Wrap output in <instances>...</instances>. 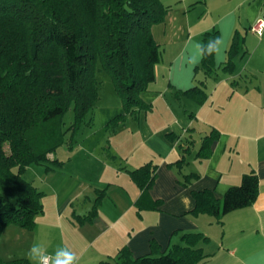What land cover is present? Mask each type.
I'll list each match as a JSON object with an SVG mask.
<instances>
[{
	"label": "crops",
	"instance_id": "obj_1",
	"mask_svg": "<svg viewBox=\"0 0 264 264\" xmlns=\"http://www.w3.org/2000/svg\"><path fill=\"white\" fill-rule=\"evenodd\" d=\"M216 1L221 11L211 9ZM161 2L168 9L151 28L160 60L141 93L148 107L116 123L114 113L107 115L98 141L60 146V165L25 168L23 178L43 192V209L31 229L4 227L1 260L34 264L28 251L37 243L48 253L67 247L79 264H97L123 246L133 257L164 253L184 243L185 233L199 232L195 245L206 256L197 264H264V31L250 30L264 21V0ZM197 5L208 18L191 14ZM211 31L223 43L203 65L198 45ZM194 85L205 95L201 102L184 93ZM86 130L80 139L95 133L85 136ZM210 133V154L200 157L197 149ZM147 162L154 177L142 193L129 170ZM251 170L258 193L250 205L218 216L193 210L192 191L210 189L221 198Z\"/></svg>",
	"mask_w": 264,
	"mask_h": 264
},
{
	"label": "trees",
	"instance_id": "obj_2",
	"mask_svg": "<svg viewBox=\"0 0 264 264\" xmlns=\"http://www.w3.org/2000/svg\"><path fill=\"white\" fill-rule=\"evenodd\" d=\"M167 7L161 0H0V234L8 224L34 227L43 192L22 177L23 169L41 162L60 165L61 160L48 155L64 141L72 147L80 128L89 123L96 106V61L122 99L123 113L110 122L148 107L141 92L155 79L160 60L151 28L163 20ZM204 35L206 44L217 33ZM211 56L201 57L202 64ZM184 93L198 102L205 98L198 85ZM68 106L73 119L66 126ZM212 139L211 133L203 136L198 156L210 154ZM129 172L142 193L152 184L150 162ZM257 185L251 170L221 198L210 189L192 191L193 210L218 216L248 206L257 197ZM183 236L184 243L164 253L133 257L123 246L112 260L97 264H197L206 256L195 245L200 233ZM0 264L30 263L14 258L0 259Z\"/></svg>",
	"mask_w": 264,
	"mask_h": 264
},
{
	"label": "rangeland",
	"instance_id": "obj_3",
	"mask_svg": "<svg viewBox=\"0 0 264 264\" xmlns=\"http://www.w3.org/2000/svg\"><path fill=\"white\" fill-rule=\"evenodd\" d=\"M198 0H195V2ZM202 2V0H200ZM199 2V3H201ZM198 3V2H197ZM220 1H216V3H211L210 7L212 10L216 11H221V6H220ZM191 14H194L195 16L200 15V19L202 18H208V16L210 15V12H208V10H206L205 8H203L200 5H197L194 8V11H191ZM239 14V13H237ZM233 18V17H231ZM96 80H97V92H96V106L93 108V112L90 118V124L89 125H83L79 132L76 135V141L79 140V142H83V141H91V140H95L98 141L99 136L102 132V128L101 127V120H104L106 118L107 115H113V113L115 115H119L118 113H123V104H122V99L120 97V95L118 94V92L115 90L113 82L111 80V77L108 75V73L103 69L102 65L100 64L99 60L96 61V65H95V71H94V75H93ZM154 81V80H153ZM152 81V82H153ZM150 82V83H152ZM148 83V85L150 84ZM147 87V86H146ZM146 90V89H145ZM143 92V91H142ZM141 92V93H142ZM142 98V97H141ZM116 112H115V111ZM154 112V111H152ZM73 109L72 106H68V108L66 109V112L64 113V125H69L73 119ZM89 116V114H88ZM87 129L85 136L88 135L89 132H93L95 131V133L93 134V136H89V140H86L84 137L82 139H80L78 137V135H80V131L82 129ZM68 136V133L66 135V137ZM67 141V139H66ZM76 141L74 144H76ZM84 142V144H86ZM67 146V143L64 141V143ZM63 144H60L58 147L59 149L56 148V151L54 152L53 155L51 156H55V157H59V155L64 154L65 149H63L62 146ZM29 173V169H23L22 172V177L28 175ZM2 240V239H1ZM3 240H5V237H3Z\"/></svg>",
	"mask_w": 264,
	"mask_h": 264
},
{
	"label": "clouds",
	"instance_id": "obj_4",
	"mask_svg": "<svg viewBox=\"0 0 264 264\" xmlns=\"http://www.w3.org/2000/svg\"><path fill=\"white\" fill-rule=\"evenodd\" d=\"M220 37L210 39L206 44L198 45L201 57L211 56L221 51ZM28 257L34 264H79V256L67 247H57L54 253H48L45 247L33 243L28 251Z\"/></svg>",
	"mask_w": 264,
	"mask_h": 264
},
{
	"label": "built area",
	"instance_id": "obj_5",
	"mask_svg": "<svg viewBox=\"0 0 264 264\" xmlns=\"http://www.w3.org/2000/svg\"><path fill=\"white\" fill-rule=\"evenodd\" d=\"M262 29H264V21L262 20H259L257 23L250 27V30L258 35H260L262 31H264Z\"/></svg>",
	"mask_w": 264,
	"mask_h": 264
}]
</instances>
